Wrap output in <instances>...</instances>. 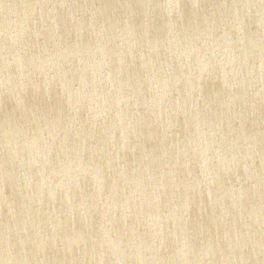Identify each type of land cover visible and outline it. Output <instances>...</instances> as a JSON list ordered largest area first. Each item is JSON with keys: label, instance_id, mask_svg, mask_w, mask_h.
Wrapping results in <instances>:
<instances>
[{"label": "water", "instance_id": "obj_1", "mask_svg": "<svg viewBox=\"0 0 264 264\" xmlns=\"http://www.w3.org/2000/svg\"><path fill=\"white\" fill-rule=\"evenodd\" d=\"M0 264H264V0H0Z\"/></svg>", "mask_w": 264, "mask_h": 264}]
</instances>
